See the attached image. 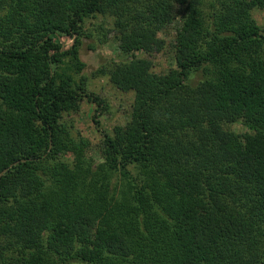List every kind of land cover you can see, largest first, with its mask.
I'll return each mask as SVG.
<instances>
[{
    "label": "trees",
    "instance_id": "obj_1",
    "mask_svg": "<svg viewBox=\"0 0 264 264\" xmlns=\"http://www.w3.org/2000/svg\"><path fill=\"white\" fill-rule=\"evenodd\" d=\"M255 7L264 0H0V264H264ZM97 15L122 56L99 72L132 101L92 158L61 118L83 98L102 105L74 79ZM176 15L174 66L156 73L135 53L161 51Z\"/></svg>",
    "mask_w": 264,
    "mask_h": 264
},
{
    "label": "rangeland",
    "instance_id": "obj_2",
    "mask_svg": "<svg viewBox=\"0 0 264 264\" xmlns=\"http://www.w3.org/2000/svg\"><path fill=\"white\" fill-rule=\"evenodd\" d=\"M250 14L264 36V10L255 7ZM178 16L176 15L171 24L158 35L164 40V48L161 51L150 54L135 53L148 59L151 62V70L156 73L165 72L174 66L171 44L179 22ZM110 22L109 17L99 15L85 21V32L89 36L80 40L78 49V57L83 67L74 75L76 81L81 79L84 82L86 91L102 99V105L97 108L94 103L83 98L79 101L76 111L64 114L61 118L64 124L70 126L72 134L82 136L88 141L86 155H91L92 158H98L102 133H109L112 126L121 125L127 120L132 101L131 92L118 90L109 82L107 75L99 72V68L105 63L122 58L117 49L115 35L110 29ZM63 44L65 47L69 46L71 39L65 38ZM95 109L98 111L95 112ZM223 127L236 133L249 131L239 122L225 124Z\"/></svg>",
    "mask_w": 264,
    "mask_h": 264
},
{
    "label": "water",
    "instance_id": "obj_3",
    "mask_svg": "<svg viewBox=\"0 0 264 264\" xmlns=\"http://www.w3.org/2000/svg\"><path fill=\"white\" fill-rule=\"evenodd\" d=\"M12 164H10L9 166H11ZM7 168H3V169H1V171H0V175L6 170Z\"/></svg>",
    "mask_w": 264,
    "mask_h": 264
}]
</instances>
